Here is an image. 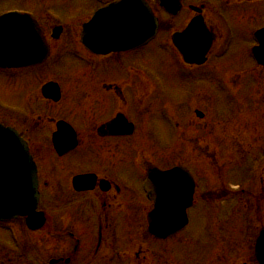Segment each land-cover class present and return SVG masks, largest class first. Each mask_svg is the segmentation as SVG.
<instances>
[{
  "label": "rangeland",
  "instance_id": "obj_1",
  "mask_svg": "<svg viewBox=\"0 0 264 264\" xmlns=\"http://www.w3.org/2000/svg\"><path fill=\"white\" fill-rule=\"evenodd\" d=\"M148 1L160 19L158 37L139 51L124 55L119 63L126 68L132 64L139 67L141 113L137 117L140 138L137 137L142 165L150 161L163 167L182 163L192 169L197 179L198 193L189 212L190 225L176 237L155 240L147 231V214L152 205L139 194L140 199L134 200L138 204L134 216L128 215L131 202L126 201L123 208L113 206L110 228L103 225L104 240L97 251L99 226L105 223L101 222L102 203L91 199L92 205L88 203L86 210L81 207L72 224L69 208L83 205L82 199L70 204L68 189L62 188L61 196L67 200L58 210L53 196L59 190L45 187L41 209L47 212L50 224L46 231L37 234L23 231V238L31 248L27 252L15 250L13 264H47L56 254L72 255L68 264H233L235 258L237 264L246 260L256 264L253 251L251 255L233 246L238 243L236 229L242 228L241 224L246 226L243 222L252 229L249 243L255 242L262 226L258 219L264 217V200H246L250 186L257 194L264 187V67L254 63L250 53L255 44L253 32L264 25V0H186V6L177 16L166 13L156 0ZM189 3L206 5V18L218 29V37L207 64L188 70L190 75L186 77L187 67L182 64L171 37L193 16ZM220 3L226 7L238 3L243 6H237L226 21L216 14ZM245 3L250 4V10H245ZM99 5L96 0H0V12L27 9L34 15L38 13L45 22L50 20L45 12L51 8L53 15L61 20L50 16V21L67 24L80 32V22ZM228 30H231L230 38ZM66 61L62 63L61 74L86 66L81 61ZM3 88L0 81L2 98ZM197 109L204 113L203 118L196 115ZM259 163L261 167L256 171ZM216 172L221 176L219 180ZM225 180L230 185L228 189L249 188L244 202L238 201L242 192L235 200L215 199L218 187ZM87 212L83 218L89 226L79 220ZM54 224L59 230L55 236ZM70 231L81 234L82 243L77 252ZM42 235L46 236L42 238ZM243 238L247 240L248 236ZM115 243H118L117 251Z\"/></svg>",
  "mask_w": 264,
  "mask_h": 264
},
{
  "label": "flooded vegetation",
  "instance_id": "obj_2",
  "mask_svg": "<svg viewBox=\"0 0 264 264\" xmlns=\"http://www.w3.org/2000/svg\"><path fill=\"white\" fill-rule=\"evenodd\" d=\"M203 11L205 12V9ZM89 19L86 17L80 24ZM38 21L48 48L47 57L43 62L28 67L0 69V81L4 86V98L0 91V122L16 128L28 144L37 167L40 204L44 200L43 188L55 187L59 191L53 196V200L56 202V208L60 210V204L67 200L65 196H61V189L67 188L70 204H75L77 199H82L83 203L81 206L74 205L69 208L70 220L74 224V217L81 207L86 210L87 204L92 205L93 199L102 203L104 216L101 217V222L105 223L99 226L98 251L104 240L103 225L110 228L113 206L123 208L126 201L131 202V211L127 213L131 217L136 214L138 204L134 200L140 199L139 194L153 205V202L148 200L144 183L147 169L155 167L156 164H151L150 161L142 165L139 145V67L132 64V67L126 68L119 63L124 55H130L139 49L98 54L86 48L80 32L77 30L76 33L69 25L50 20ZM58 25H62L61 30L57 29ZM212 29L218 34V29L213 26ZM81 53H86L91 61L84 63L85 67L74 68L71 73L63 71L67 74H61L63 61H81ZM66 66L65 69L70 70ZM49 82L57 83L54 85L59 88L58 98H50L44 93V86ZM129 122L133 123L134 129L131 134H126L125 123ZM57 134V144L59 147L64 146L61 149L55 145ZM157 166L163 169L172 167ZM80 175H85L87 179L76 183V177ZM216 177L219 180L221 176L216 172ZM141 179L143 182L139 183ZM227 191L225 187L220 193L217 190L216 194L219 196L224 193L223 197H226ZM197 193L196 185L195 199ZM252 198L263 202L261 200H264V187L259 194L251 190L246 199L252 201ZM87 214L88 212L80 216L82 218L79 220L89 226L88 221L83 218ZM12 222L13 219L0 221V234L4 235L3 238L0 237V264H13L10 233ZM258 222L262 226L255 243L260 232L264 230V217L259 218ZM48 223L49 221L45 226ZM58 231L54 224L53 235H58ZM251 232L249 227L245 234L240 230V233L236 234L235 242L238 243L233 246L234 249L244 252H250L253 248L255 250L254 241L249 243ZM69 233L75 236L78 232ZM243 235L248 236V239L245 240ZM117 236L114 234L115 238ZM80 242L78 239L74 252L78 251ZM117 244L115 243V251ZM57 258H62L61 262L68 264L72 255ZM233 261L236 263V258ZM244 264H249V261L246 260Z\"/></svg>",
  "mask_w": 264,
  "mask_h": 264
},
{
  "label": "water",
  "instance_id": "obj_3",
  "mask_svg": "<svg viewBox=\"0 0 264 264\" xmlns=\"http://www.w3.org/2000/svg\"><path fill=\"white\" fill-rule=\"evenodd\" d=\"M159 1L171 13L181 9L180 0ZM158 26V19L146 1L121 0L99 11L85 26L84 35L87 42V36L92 33L99 44L117 48L106 47L97 49L98 52L127 50L153 38ZM100 28L104 31H98ZM261 33L264 37V29ZM213 38L202 17L198 16L183 33L174 36V42L188 62L203 63ZM260 49L264 52V45ZM45 52L39 28L30 15L11 13L0 17V65L35 64L43 60ZM257 57L264 63L260 54ZM199 115L202 116L201 113ZM56 145L60 149L64 147H59L57 142ZM152 173L158 196L157 207L150 218V229L156 236L165 237L186 224V208L192 201L194 183L190 173L179 167L169 172L153 170ZM35 181V169L27 146L15 130L0 125V212L8 209L11 212L4 215H27L32 228L36 229L43 226L46 217L44 212L37 211ZM259 257L264 261V250Z\"/></svg>",
  "mask_w": 264,
  "mask_h": 264
}]
</instances>
